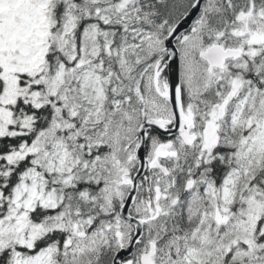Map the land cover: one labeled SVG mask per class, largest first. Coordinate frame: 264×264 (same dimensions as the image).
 Masks as SVG:
<instances>
[{
  "label": "snow or ice",
  "instance_id": "snow-or-ice-1",
  "mask_svg": "<svg viewBox=\"0 0 264 264\" xmlns=\"http://www.w3.org/2000/svg\"><path fill=\"white\" fill-rule=\"evenodd\" d=\"M0 264H264V0H0Z\"/></svg>",
  "mask_w": 264,
  "mask_h": 264
}]
</instances>
